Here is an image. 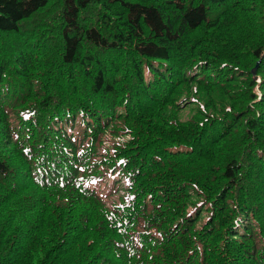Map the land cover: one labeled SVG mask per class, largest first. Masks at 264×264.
<instances>
[{
	"label": "trees",
	"instance_id": "trees-1",
	"mask_svg": "<svg viewBox=\"0 0 264 264\" xmlns=\"http://www.w3.org/2000/svg\"><path fill=\"white\" fill-rule=\"evenodd\" d=\"M0 264H264V0H0Z\"/></svg>",
	"mask_w": 264,
	"mask_h": 264
},
{
	"label": "rangeland",
	"instance_id": "rangeland-1",
	"mask_svg": "<svg viewBox=\"0 0 264 264\" xmlns=\"http://www.w3.org/2000/svg\"><path fill=\"white\" fill-rule=\"evenodd\" d=\"M258 79V78H257ZM190 108L192 107H189L187 105L185 106H182L180 112H179V116L182 118V119H186L190 114H191V110Z\"/></svg>",
	"mask_w": 264,
	"mask_h": 264
},
{
	"label": "water",
	"instance_id": "water-1",
	"mask_svg": "<svg viewBox=\"0 0 264 264\" xmlns=\"http://www.w3.org/2000/svg\"><path fill=\"white\" fill-rule=\"evenodd\" d=\"M256 66H257V64L255 65V67L251 70V73L255 76V69H256ZM255 78H256V76H255Z\"/></svg>",
	"mask_w": 264,
	"mask_h": 264
}]
</instances>
